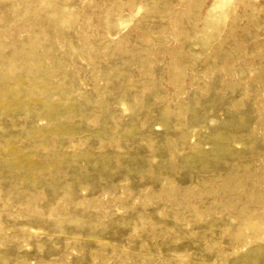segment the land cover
<instances>
[{"label":"rangeland","instance_id":"rangeland-1","mask_svg":"<svg viewBox=\"0 0 264 264\" xmlns=\"http://www.w3.org/2000/svg\"><path fill=\"white\" fill-rule=\"evenodd\" d=\"M0 264H264V0H0Z\"/></svg>","mask_w":264,"mask_h":264}]
</instances>
